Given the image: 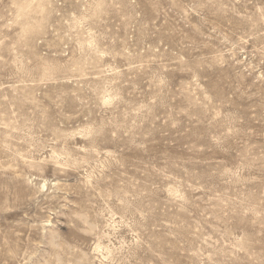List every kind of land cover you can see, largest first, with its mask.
<instances>
[{"label":"rangeland","instance_id":"374dc122","mask_svg":"<svg viewBox=\"0 0 264 264\" xmlns=\"http://www.w3.org/2000/svg\"><path fill=\"white\" fill-rule=\"evenodd\" d=\"M0 264H264V0H0Z\"/></svg>","mask_w":264,"mask_h":264}]
</instances>
